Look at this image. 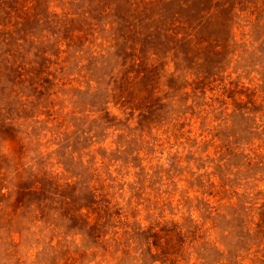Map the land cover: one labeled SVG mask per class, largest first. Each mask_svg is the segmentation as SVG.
<instances>
[{"label": "rangeland", "instance_id": "rangeland-1", "mask_svg": "<svg viewBox=\"0 0 264 264\" xmlns=\"http://www.w3.org/2000/svg\"><path fill=\"white\" fill-rule=\"evenodd\" d=\"M0 264H264V0H0Z\"/></svg>", "mask_w": 264, "mask_h": 264}]
</instances>
